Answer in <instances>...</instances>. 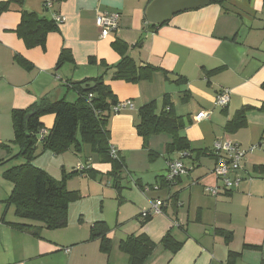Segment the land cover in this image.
I'll return each instance as SVG.
<instances>
[{
    "label": "crops",
    "instance_id": "obj_1",
    "mask_svg": "<svg viewBox=\"0 0 264 264\" xmlns=\"http://www.w3.org/2000/svg\"><path fill=\"white\" fill-rule=\"evenodd\" d=\"M45 1L0 0V6L9 3L0 14V264H129L121 242L141 235L156 244L146 264H262L264 0L210 4L182 12L156 28L146 18L153 0H55L51 9L44 7ZM22 10L49 20L58 14L66 20L48 34L44 49L28 48L16 32ZM99 11L121 15L119 30L106 39L96 24ZM116 43L125 47L122 53L114 48ZM63 50L71 53L73 62L59 65ZM124 55L133 59L141 79L114 78ZM99 77L118 103L134 105L133 110L112 113L108 123L110 146L123 163L119 190L113 177L109 182L116 193V216L102 211L87 217L81 211L72 222L76 212L71 208V223L63 229L47 230L38 223H31L36 227L31 230L11 225L30 223L20 220L8 204L14 185L7 171L24 163L16 165L23 159L16 157L21 149L13 142V110L29 109L43 98L74 103L79 94L72 84ZM223 89L232 92L231 100L226 108H218L214 101ZM151 103L157 115L168 103L182 119L180 135L188 140L189 151L169 153V133L147 140L138 135L139 110ZM202 111L210 112L209 118L196 122ZM241 111L245 124L237 127L234 120ZM42 122L49 131L55 117L46 115ZM218 139L231 140L246 151L254 149L243 162L239 188L212 196L206 188L221 187L213 174ZM38 146L42 149L41 143ZM184 152L189 156L182 158ZM94 157L85 162L95 176L113 173L112 164ZM179 159L188 173L169 184L167 163ZM63 166L76 171L72 160ZM157 200L165 203L163 213L145 217ZM98 221L110 229L108 252L91 236ZM167 234L182 244L177 253L163 246Z\"/></svg>",
    "mask_w": 264,
    "mask_h": 264
},
{
    "label": "trees",
    "instance_id": "obj_2",
    "mask_svg": "<svg viewBox=\"0 0 264 264\" xmlns=\"http://www.w3.org/2000/svg\"><path fill=\"white\" fill-rule=\"evenodd\" d=\"M226 1L212 0L211 4L223 5ZM10 3L21 4L22 0H10ZM8 9L9 3L0 6V14ZM21 14V23L16 30L18 36L24 40L28 48L41 47L44 49L47 36L57 29V23L53 19L41 18L25 10H22ZM151 27L156 28L154 25ZM114 48L120 53L122 49L125 50V47L119 43H116ZM67 62H73L72 56L69 51L63 50L59 65ZM147 70L151 72L153 68L147 67ZM141 77L143 75L134 65L133 59L124 55L117 66L114 78L135 82ZM87 83H94L95 87L91 90H84L82 86ZM72 87L79 94L74 103L65 99L43 98L29 109H17L12 112L13 142L21 149L16 157L22 158L24 163L7 171V177L14 185L8 204L14 206L15 214L20 220L30 222L11 224L17 228L23 230L36 228L31 223H38L40 227L47 230L67 227L70 205L80 197L78 191L68 189L69 176L87 173L91 177L95 176L92 170L85 169L81 172L74 171L70 175L64 174L61 180L53 178L45 170L34 165L40 143L43 153L50 152L56 156L70 149L81 153L83 145H90L94 153H97L103 161L112 164L113 173L111 174L114 178V187L119 190V172L123 168V163L119 157L115 159L110 155L108 128L112 108L118 104V101L102 77L77 82L72 84ZM46 115H53L55 123L48 134L41 139L40 133L45 129L42 118ZM138 117L136 129L138 135L144 140L161 133H169L173 138L167 148L169 153L190 150L188 140L180 135V130L184 128L183 121L174 114L168 103L160 115L156 114L155 104L151 103L139 110ZM234 122L237 127L245 124L243 111L239 112ZM163 209L164 206L162 213ZM109 231V226L104 221L94 223L91 229L92 238L101 240V249L104 252H108L111 245L108 238ZM162 244L173 253H177L182 245L176 242L170 234L165 236ZM120 247L130 255L129 264H146L156 244L148 236L141 235L128 237L121 242Z\"/></svg>",
    "mask_w": 264,
    "mask_h": 264
},
{
    "label": "built area",
    "instance_id": "obj_3",
    "mask_svg": "<svg viewBox=\"0 0 264 264\" xmlns=\"http://www.w3.org/2000/svg\"><path fill=\"white\" fill-rule=\"evenodd\" d=\"M55 0H46L44 7L46 9H51L54 5ZM121 15L119 13L110 12H97L96 24L100 30V37L102 39L108 38L111 34L116 33L119 30ZM53 20L59 25L65 22V17L55 14ZM232 92L228 89L221 90L214 101V105L218 108H226L231 100ZM133 110L134 105L132 101L120 102L112 108L113 114H119L124 110ZM210 112L202 111L197 114L195 120L196 122H201L209 118ZM48 134L47 130H42L40 133V138L43 139L44 136ZM251 148L249 151L242 149L239 144L234 143L231 140L218 139L213 147V152L216 155L217 162L213 170V174L220 181L221 187H207L206 191L212 196H218L221 192L232 193L236 191L243 181L240 172L243 167V162L247 156L248 152L253 151ZM111 157L117 159L118 151L114 147H110ZM189 154L184 152L182 158L188 157ZM88 166H78L76 171H83L87 169ZM188 173V169L183 163V160H173L167 163V174L166 181L170 184H174L178 178ZM164 202L157 200L152 203L151 209L144 216L159 215L162 214V207Z\"/></svg>",
    "mask_w": 264,
    "mask_h": 264
},
{
    "label": "rangeland",
    "instance_id": "obj_4",
    "mask_svg": "<svg viewBox=\"0 0 264 264\" xmlns=\"http://www.w3.org/2000/svg\"><path fill=\"white\" fill-rule=\"evenodd\" d=\"M84 146V145H83ZM39 148V149H38ZM36 158L34 160V165L36 167H46L47 173H49L52 177H56L55 179L61 180L64 176L70 175L75 170L69 166H63L68 161L72 160L74 162V167L86 165L85 159L87 157L95 156L94 159L99 161L100 159L97 153H94L91 146L85 144L82 148L81 156H75L73 152L68 151L61 155H54L50 152L42 153V149L38 146ZM71 152V153H70ZM21 162H18L19 165ZM39 162V163H38ZM69 164V163H68ZM40 165V166H38ZM66 167V168H65ZM113 174L100 175L96 173L95 177H91L89 173L81 175V174H73L70 175L67 180V187L72 191H79V199L71 203L69 208V219L68 226L71 223L70 219V210L72 208L75 210L74 216H71L72 222L78 221L80 218L81 211H85L86 216H90L91 214H100V212H105V214L112 215V218L116 216V199H114L116 193L114 191V187L112 188L109 184L110 181L113 180ZM128 191H124V195H128Z\"/></svg>",
    "mask_w": 264,
    "mask_h": 264
},
{
    "label": "water",
    "instance_id": "obj_5",
    "mask_svg": "<svg viewBox=\"0 0 264 264\" xmlns=\"http://www.w3.org/2000/svg\"><path fill=\"white\" fill-rule=\"evenodd\" d=\"M212 0H153L146 11L147 21L154 26H162L168 23L174 16L207 7ZM94 83H87L82 86L84 90H91Z\"/></svg>",
    "mask_w": 264,
    "mask_h": 264
}]
</instances>
